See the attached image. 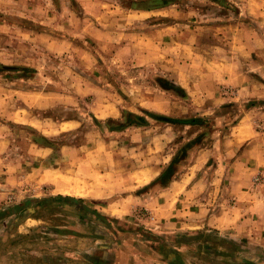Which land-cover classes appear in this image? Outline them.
Returning a JSON list of instances; mask_svg holds the SVG:
<instances>
[{"label": "rangeland", "instance_id": "rangeland-1", "mask_svg": "<svg viewBox=\"0 0 264 264\" xmlns=\"http://www.w3.org/2000/svg\"><path fill=\"white\" fill-rule=\"evenodd\" d=\"M233 132L264 148V0H0V219L28 251L72 198L147 257L150 182Z\"/></svg>", "mask_w": 264, "mask_h": 264}, {"label": "crops", "instance_id": "crops-1", "mask_svg": "<svg viewBox=\"0 0 264 264\" xmlns=\"http://www.w3.org/2000/svg\"><path fill=\"white\" fill-rule=\"evenodd\" d=\"M228 141L227 147L193 153L196 158L187 168H204L201 161L207 157L210 177L195 170L179 172L178 177L165 166L161 176L150 182L149 192L141 196L143 201L152 199H146L151 226L141 239L149 250L147 257L139 258L140 245L134 246L133 240L140 238L131 236L144 234L142 228L107 232L109 227L93 220L89 204L61 198L53 202L68 206L64 209L68 221L56 227L68 230H49L47 234L58 244L51 241L48 249L28 251L22 245L32 228L26 220L8 223L6 215L0 219V264H264L263 141L252 133L240 136L236 132ZM98 214L108 215L102 210Z\"/></svg>", "mask_w": 264, "mask_h": 264}, {"label": "bare ground", "instance_id": "bare-ground-1", "mask_svg": "<svg viewBox=\"0 0 264 264\" xmlns=\"http://www.w3.org/2000/svg\"><path fill=\"white\" fill-rule=\"evenodd\" d=\"M70 180V179H69ZM71 182V181H70ZM77 187V186H76ZM75 186L74 187H70L69 188V192H71V193H74V194H81L79 191H78V189L76 188ZM82 192V191H81ZM83 193V192H82Z\"/></svg>", "mask_w": 264, "mask_h": 264}]
</instances>
